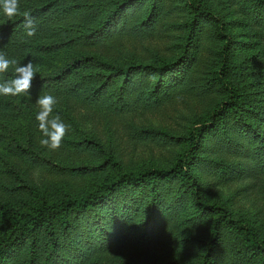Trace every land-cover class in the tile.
Returning a JSON list of instances; mask_svg holds the SVG:
<instances>
[{
  "label": "trees",
  "instance_id": "1",
  "mask_svg": "<svg viewBox=\"0 0 264 264\" xmlns=\"http://www.w3.org/2000/svg\"><path fill=\"white\" fill-rule=\"evenodd\" d=\"M143 1H146V7L139 20L131 25L136 30H141L143 23L149 28L148 23L158 8L157 0H110L109 5L100 9L95 23L85 27L69 20L68 15L75 6H90L92 2L19 0L20 14L11 20L0 9V52L22 64L26 54L33 59H42L40 54L31 53L32 49H56L75 41L92 44L114 28H124L122 15L127 7ZM179 3L185 13L181 21L184 32L179 52L174 57L156 62L129 58L123 63H114L87 54L71 56L52 71L38 73L31 91L38 96L63 95L82 103L105 102L115 111H123L130 106L131 93L142 104L155 103L159 98L158 92L164 89L165 75L184 61L196 27L203 21L218 43L215 67L206 78L204 89L216 94L214 104L205 115L193 120L182 136L156 131L183 144L165 166L125 167L110 152H105L97 164L64 167L53 162L52 165L77 170L78 173L102 166L107 169L77 193L47 196L24 184L30 199L24 198L17 203L0 198V264H12L10 257L24 247L26 251L22 250L25 254L20 264H103L100 260L115 243L153 241L159 238L171 218L180 223L193 221L202 224L201 234L191 239L194 248L190 257L186 261L177 258L142 264H264V229L240 214H233L223 202L206 199L195 171L196 163L204 156L203 140L208 135L217 134L222 145L239 156L256 152L254 137L249 135L255 125L250 91L243 83L233 81L229 62L234 39L226 21L211 9L207 0H179ZM240 4L256 24H262L259 11L264 10V0H240ZM25 11L31 13L36 24L33 37H27L23 27ZM262 38L264 41V32ZM13 74L14 68L10 67L7 73L0 74V82L12 79ZM26 106L32 109L26 99L0 96V110L14 107L18 109L16 113H23ZM30 118L34 119V113ZM232 129L237 130L234 135L230 133ZM237 134L240 140L235 139ZM63 139L68 140L66 137ZM69 140L79 144L80 149L102 150L92 136L84 133L75 140ZM26 150L33 153L32 149ZM255 158L257 170L263 172L264 157ZM220 165L223 169L225 163ZM64 242L69 248H77L71 260L63 257L69 254L68 247H60ZM97 251L101 253L93 255ZM115 264L135 263L125 258Z\"/></svg>",
  "mask_w": 264,
  "mask_h": 264
},
{
  "label": "rangeland",
  "instance_id": "2",
  "mask_svg": "<svg viewBox=\"0 0 264 264\" xmlns=\"http://www.w3.org/2000/svg\"><path fill=\"white\" fill-rule=\"evenodd\" d=\"M76 1L93 3L90 6L79 4L68 15L69 20L76 21L83 27L95 23L100 9L110 4V0ZM207 2L226 21L234 39L229 62L233 69V81L243 83L250 91L255 120L251 131L256 134L252 135L249 131V135L254 137L256 154L239 156L236 152L231 153L219 141L218 135L211 133L203 140L204 156L196 163L195 171L206 199L223 202L233 214H240L253 225L264 229V171L257 170L255 158L264 157V10L259 11L262 24H256L243 9L240 0ZM157 3L158 8L148 23L149 28L144 23L141 24V30L131 26L133 21L139 20L146 7V1H143L127 7L122 15L124 28H114L92 44L75 41L56 49H32L30 52L40 54L42 59H33L26 54L22 64L32 60L38 73H46L65 58L81 54L93 55L114 63H123L129 58L144 62L170 59L179 52L184 32L181 21L185 18V13L181 10L179 0H157ZM217 46L207 23L200 21L187 47L184 61L165 75L164 89L158 92L159 98L155 103L142 104L131 93L130 106L123 111H115L107 107L105 102L82 103L63 95L55 96L58 103L53 109V115L58 113L71 126L65 136L68 140L63 139L58 150L53 151L40 144V139L45 137L39 131L38 121L35 119L39 111L36 104L38 93L31 91L30 96H17L30 102L32 109L26 106L23 113H16L18 109L14 107L0 110V198L17 203L24 198L30 199L31 195L24 184L47 196L77 193L88 181L102 176L107 169L102 166L78 173L77 170L52 165L53 162L64 167L97 164L105 152H110L123 166L133 169L169 164L183 144L179 140L171 141L156 131L182 136L193 120L205 115L214 104L216 94L204 89L207 86L206 78L215 67ZM31 113H34V119L30 118ZM235 131L237 130L232 129L230 133L235 134ZM81 133L92 136L102 150L80 149L79 144L70 142L69 139L75 140ZM238 137L237 134L235 139L240 140ZM28 148L33 153L26 150ZM220 163H225L223 169ZM202 229V224L193 221L180 223L171 218L164 225L159 238L145 243L119 241L104 253L100 261L103 264H115L119 259L125 258L135 264L177 258L186 261L194 248L191 239L194 235L201 234ZM62 246L69 248L66 242L60 247ZM17 250L10 257L12 264H20V259L25 254L22 250L26 251V248ZM76 250L77 248H69L68 256L60 253L71 260ZM100 253L101 251H97L93 255Z\"/></svg>",
  "mask_w": 264,
  "mask_h": 264
},
{
  "label": "clouds",
  "instance_id": "3",
  "mask_svg": "<svg viewBox=\"0 0 264 264\" xmlns=\"http://www.w3.org/2000/svg\"><path fill=\"white\" fill-rule=\"evenodd\" d=\"M0 9L11 20L20 14L19 0H0ZM23 27L27 37L36 35V24L30 12L23 13ZM10 67L14 68L13 78L0 82V96H30L32 82L36 79L38 68L34 66L32 60L21 64L15 58H8L5 53L0 52V74L7 73ZM57 103V98L51 94L41 95L36 99L39 111L35 119L38 121L39 131L45 137L40 139V144L53 151L61 147L63 138L71 127L58 113L53 115V109Z\"/></svg>",
  "mask_w": 264,
  "mask_h": 264
}]
</instances>
